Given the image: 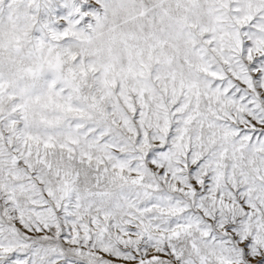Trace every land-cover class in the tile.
I'll use <instances>...</instances> for the list:
<instances>
[{
	"label": "snow or ice",
	"instance_id": "snow-or-ice-1",
	"mask_svg": "<svg viewBox=\"0 0 264 264\" xmlns=\"http://www.w3.org/2000/svg\"><path fill=\"white\" fill-rule=\"evenodd\" d=\"M0 264H264V0H0Z\"/></svg>",
	"mask_w": 264,
	"mask_h": 264
}]
</instances>
